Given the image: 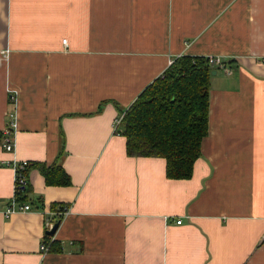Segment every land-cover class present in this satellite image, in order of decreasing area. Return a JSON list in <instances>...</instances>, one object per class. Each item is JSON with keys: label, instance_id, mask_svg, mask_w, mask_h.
I'll return each instance as SVG.
<instances>
[{"label": "crops", "instance_id": "crops-1", "mask_svg": "<svg viewBox=\"0 0 264 264\" xmlns=\"http://www.w3.org/2000/svg\"><path fill=\"white\" fill-rule=\"evenodd\" d=\"M182 56L224 65L172 180L115 123ZM23 161L31 209L7 215ZM56 163L71 185L34 167ZM0 264H264V0H0Z\"/></svg>", "mask_w": 264, "mask_h": 264}, {"label": "trees", "instance_id": "trees-1", "mask_svg": "<svg viewBox=\"0 0 264 264\" xmlns=\"http://www.w3.org/2000/svg\"><path fill=\"white\" fill-rule=\"evenodd\" d=\"M219 69L212 67L207 57L177 58L123 114L117 133L126 138L127 155L165 159L169 179L192 178L194 165L201 157L202 141L209 131L212 73ZM34 167L42 172L49 186L71 185L70 177L58 163ZM31 169L29 165L27 175ZM28 188L15 193L17 202L27 200Z\"/></svg>", "mask_w": 264, "mask_h": 264}, {"label": "built area", "instance_id": "built-area-1", "mask_svg": "<svg viewBox=\"0 0 264 264\" xmlns=\"http://www.w3.org/2000/svg\"><path fill=\"white\" fill-rule=\"evenodd\" d=\"M63 44L67 45V40H65L63 42ZM209 61H210V64H211L212 67L221 68L223 66V62L221 60L217 59V58H209ZM121 119L118 120V121H116V123H115L116 129L120 125ZM16 127H17V123L14 122L12 124V128L15 129ZM11 135H12V131H6L5 137L2 140V142H1V147L6 152H13V150L15 148L14 142L11 139ZM29 165H30L29 162L23 161V162H20L19 164H17V166H15V171H16L15 193L18 192V191H20V189L29 186V175L26 174ZM12 201H13L12 202V207L7 210V212H6L7 215L13 214L16 211V209L18 211H20V212H29L30 209H31V206L26 205V204L25 205L20 204V206H17L18 205V202H17V199H16L15 196H14V198H13ZM52 224L53 223H51V222H47V228L46 229L49 230L51 228V225ZM177 224L178 225H181L182 224V221L179 220L177 222ZM41 250L43 252H48L49 251V248L46 245H42L41 246Z\"/></svg>", "mask_w": 264, "mask_h": 264}, {"label": "water", "instance_id": "water-1", "mask_svg": "<svg viewBox=\"0 0 264 264\" xmlns=\"http://www.w3.org/2000/svg\"><path fill=\"white\" fill-rule=\"evenodd\" d=\"M216 74H217L216 71H214V72L212 73L213 76H215ZM60 224H61L60 221L53 223V224L51 225V228H50L49 230L46 231V235L49 236V237H54V236L56 235V233H57L59 227H60Z\"/></svg>", "mask_w": 264, "mask_h": 264}]
</instances>
